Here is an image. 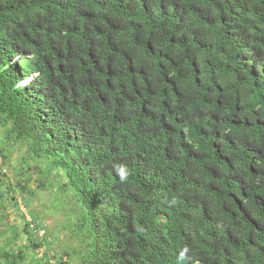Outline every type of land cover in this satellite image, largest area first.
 <instances>
[{"label": "trees", "instance_id": "trees-1", "mask_svg": "<svg viewBox=\"0 0 264 264\" xmlns=\"http://www.w3.org/2000/svg\"><path fill=\"white\" fill-rule=\"evenodd\" d=\"M16 145L0 200L32 198V160L82 244L37 263L264 264V0H0L4 162Z\"/></svg>", "mask_w": 264, "mask_h": 264}, {"label": "rangeland", "instance_id": "rangeland-1", "mask_svg": "<svg viewBox=\"0 0 264 264\" xmlns=\"http://www.w3.org/2000/svg\"><path fill=\"white\" fill-rule=\"evenodd\" d=\"M30 80L27 79L24 83L30 82ZM7 149L5 153L9 154V157L5 162L3 161V155L0 154V178L3 179L2 189L5 188V184H15L18 178H25L26 176L27 165L21 162L24 152L23 146H9ZM34 165L35 162L30 160L28 166H32L33 170L29 172L32 182L29 187L34 191L32 198H28L29 192L25 191L18 192L17 197L11 199L5 192H1L2 199L0 200V247L11 240L14 242L16 240L14 236L16 235V245L26 242L28 240L27 234H33L32 236L35 237V240L40 239L43 243L36 253L31 249L28 250V256L23 264H40L36 262L35 257L44 258L43 251L46 246H50V256L54 260L59 256L64 259V252L69 250L70 247L77 251L82 249V244L78 240L69 237V234H71L69 227L71 222L73 223L74 216L70 213L66 196L58 189L59 180L51 176L48 179L50 182L48 187L39 189L38 181L43 178ZM19 169L22 172L19 173ZM63 203H65V206H63ZM24 217L26 220L32 219L36 221V228L23 232ZM41 228L45 229L46 234L41 231ZM15 233L17 234L13 235Z\"/></svg>", "mask_w": 264, "mask_h": 264}, {"label": "clouds", "instance_id": "clouds-1", "mask_svg": "<svg viewBox=\"0 0 264 264\" xmlns=\"http://www.w3.org/2000/svg\"><path fill=\"white\" fill-rule=\"evenodd\" d=\"M41 231H43V230H41Z\"/></svg>", "mask_w": 264, "mask_h": 264}]
</instances>
